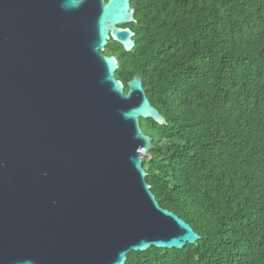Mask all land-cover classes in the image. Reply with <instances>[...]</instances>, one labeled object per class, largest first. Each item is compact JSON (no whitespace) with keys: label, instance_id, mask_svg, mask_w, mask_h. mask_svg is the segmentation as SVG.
I'll return each instance as SVG.
<instances>
[{"label":"water","instance_id":"1","mask_svg":"<svg viewBox=\"0 0 264 264\" xmlns=\"http://www.w3.org/2000/svg\"><path fill=\"white\" fill-rule=\"evenodd\" d=\"M130 0H0V264H124L200 239L159 206L142 166L163 125L139 73L125 88Z\"/></svg>","mask_w":264,"mask_h":264},{"label":"trees","instance_id":"2","mask_svg":"<svg viewBox=\"0 0 264 264\" xmlns=\"http://www.w3.org/2000/svg\"><path fill=\"white\" fill-rule=\"evenodd\" d=\"M131 1L133 49L104 54L164 117L140 120L146 182L200 239L124 264H264V0Z\"/></svg>","mask_w":264,"mask_h":264},{"label":"flooded vegetation","instance_id":"3","mask_svg":"<svg viewBox=\"0 0 264 264\" xmlns=\"http://www.w3.org/2000/svg\"><path fill=\"white\" fill-rule=\"evenodd\" d=\"M131 0H130V7L132 8V6H131ZM133 9V8H132ZM135 22V17H134V20L132 21V22H130V23H128V24H125V25H122V26H120V27H122V28H128V29H130V30H132V24ZM133 31V30H132ZM134 38V37H133ZM134 40V39H133ZM109 41V40H108ZM116 59V58H115ZM116 61H117V59H116ZM118 64V63H117Z\"/></svg>","mask_w":264,"mask_h":264}]
</instances>
